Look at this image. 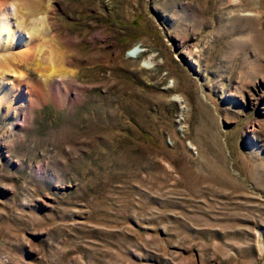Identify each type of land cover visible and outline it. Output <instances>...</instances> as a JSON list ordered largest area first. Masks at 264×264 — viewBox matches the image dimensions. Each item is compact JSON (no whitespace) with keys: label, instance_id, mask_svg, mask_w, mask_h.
<instances>
[{"label":"rangeland","instance_id":"obj_1","mask_svg":"<svg viewBox=\"0 0 264 264\" xmlns=\"http://www.w3.org/2000/svg\"><path fill=\"white\" fill-rule=\"evenodd\" d=\"M51 1L80 97L0 108V264H264V0Z\"/></svg>","mask_w":264,"mask_h":264},{"label":"bare ground","instance_id":"obj_2","mask_svg":"<svg viewBox=\"0 0 264 264\" xmlns=\"http://www.w3.org/2000/svg\"><path fill=\"white\" fill-rule=\"evenodd\" d=\"M52 2L0 0V51H11L8 59L0 61V108L3 106L5 115L12 112L15 116L21 106L29 114L33 105L31 97L37 103L43 99L38 91L39 86L46 87L51 99L59 105L69 104L80 97L78 92L73 96L70 93L75 81L74 74L64 65L70 64L71 58L63 56L59 47L60 44H69L70 39L57 34L58 25L53 21L55 7ZM22 32L28 34V39L21 35ZM143 51L136 46L130 51L129 58H135ZM156 64L153 55H149L143 60L142 66L151 68ZM10 72L13 78L6 79L5 74ZM81 89V86H75V91ZM179 100L175 98V101ZM17 104L19 108L14 107Z\"/></svg>","mask_w":264,"mask_h":264}]
</instances>
